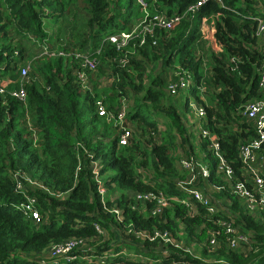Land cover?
Wrapping results in <instances>:
<instances>
[{"label": "trees", "instance_id": "1", "mask_svg": "<svg viewBox=\"0 0 264 264\" xmlns=\"http://www.w3.org/2000/svg\"><path fill=\"white\" fill-rule=\"evenodd\" d=\"M122 1L0 0V264H264V184L240 159L256 136L244 106L262 96L264 43L252 18L264 17V0H206L194 12L197 0H144L145 9L135 0L133 14ZM185 11L168 29L152 23ZM132 30L124 47L106 39ZM179 74L192 85L175 95L168 85ZM187 96L204 111L195 123L206 136L193 133ZM145 193L154 199L137 198ZM161 195L167 205L154 212ZM26 196L38 222L14 207Z\"/></svg>", "mask_w": 264, "mask_h": 264}, {"label": "built area", "instance_id": "2", "mask_svg": "<svg viewBox=\"0 0 264 264\" xmlns=\"http://www.w3.org/2000/svg\"><path fill=\"white\" fill-rule=\"evenodd\" d=\"M143 9L146 8L147 3L144 0H136ZM206 0H197L192 5L188 6L187 11L194 12L198 11L200 7L205 3ZM221 3V0H215ZM186 14V11L182 14H173L172 16H167L164 14H154L152 17V23L153 25H156L158 28H170L176 23L180 21V19ZM256 23V30H257V36L259 40L264 43V17L260 15H256L252 18ZM201 30L204 34L205 38H210L212 41L213 39V33L214 29L211 28V25L207 24L202 18L201 20ZM143 31L145 32H152V28H143ZM135 30H132L131 32L127 31H121L119 33L109 34L106 36V39H108L111 43L115 44L117 48L124 47L129 40H131L135 35ZM105 39V40H106ZM140 42H143V39L140 40ZM86 64L90 67L93 66L92 60H87ZM259 80H258V87L260 91L262 92V96L259 99L255 100H249L245 106H244V115L252 120L254 122L256 136L255 138L250 141L249 143L242 145L240 147V159L244 163L245 168L248 172H250L254 176V184L257 186L258 189H261V187L264 184V59L261 62L259 68ZM26 73V69H22L21 76H24ZM178 81L174 83H170L168 85V89L171 91V93L177 95L181 91L188 90L191 85L192 81L188 77H185L184 75H178ZM82 77V76H80ZM4 85V84H2ZM1 85V86H2ZM3 88L1 87L0 90ZM14 95L19 100H24L25 94L23 89H19L18 91L14 92ZM188 97V96H187ZM188 105L190 108V116H191V122L193 123V133L195 136H206L207 132L201 128L197 123H195L198 119H200L202 116H204V111L201 108H198L197 103L195 102L194 98L192 96L188 97ZM104 110L103 108L98 104V114L103 115ZM124 115V112H121L119 115V118L122 119ZM130 133L128 131H125L121 134L119 138V144L124 145L126 144L127 139L129 138ZM215 150L219 149V144L216 141L214 137L211 138V144H210ZM223 162V160L221 159ZM180 166L183 169L190 170L192 168L191 161L182 159L180 161ZM201 174L203 177H207L209 174V170L206 165L201 166ZM225 171L227 175L231 174V170L227 167L225 168ZM96 173V171H95ZM19 173L13 174V179H16L17 182H15V187L18 191L22 192L21 184L19 183V180L17 177ZM179 188L190 195L195 200L200 201L204 205L208 206L209 213H214L215 208L209 205V202L205 197H203L202 193L199 190L190 188L185 183H178ZM235 191L242 197L246 198V200L249 202L250 206L252 207V204L256 201L253 194L247 190L242 183H238L235 186ZM99 192L103 194L105 192V189L103 186H99ZM137 198L141 201L142 199H154V196L152 193H145L143 195H137ZM157 204L155 206L154 212L161 209L162 207L167 205V200L163 195L156 198ZM188 201L190 202L189 198L184 197L182 199V202L188 204ZM35 199L32 197H25L24 201H21L18 204H15L14 207L20 209L23 214L26 217H31L34 221L38 222L40 219V215L37 211V209L34 206ZM229 227V225H226ZM94 228L97 230L98 233H101L102 230L99 226V224L94 223ZM229 231H232L231 228H229ZM141 237L147 236L146 233H139ZM158 235V234H157ZM164 241H170L169 238L166 235L161 236ZM76 244V241H69L61 245L53 246L52 247V255H59V254H65L73 245ZM124 253V251L120 252ZM119 253H114V255H117ZM83 259H86L87 257H82ZM88 259H91V257H88ZM101 263L104 262L103 257H101L100 260Z\"/></svg>", "mask_w": 264, "mask_h": 264}, {"label": "rangeland", "instance_id": "3", "mask_svg": "<svg viewBox=\"0 0 264 264\" xmlns=\"http://www.w3.org/2000/svg\"><path fill=\"white\" fill-rule=\"evenodd\" d=\"M123 2V4L125 5V6H127V9H128V11L131 13V14H133L134 13V11H135V9H136V3H135V0H123L122 1ZM129 3H131L130 5H129ZM194 23H196V21L194 22ZM109 32V29L105 32L106 34ZM184 97V96H183ZM185 98V97H184ZM187 114L189 115V112L187 111ZM187 117H189V118H191V116L189 115V116H187ZM197 138V137H196ZM213 190L212 189H208V194H212L213 195ZM211 195V196H212Z\"/></svg>", "mask_w": 264, "mask_h": 264}]
</instances>
